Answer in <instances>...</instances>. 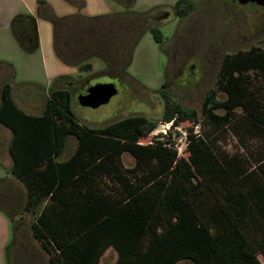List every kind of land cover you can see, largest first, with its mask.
<instances>
[{"label": "trees", "instance_id": "16d2710c", "mask_svg": "<svg viewBox=\"0 0 264 264\" xmlns=\"http://www.w3.org/2000/svg\"><path fill=\"white\" fill-rule=\"evenodd\" d=\"M38 3L43 8L37 15L51 24L56 56L67 66H78L79 52H90L80 49L79 35L87 32L93 37L94 28L108 34L113 26L120 31L125 25L131 44H122L117 55L102 61L124 70L146 28L156 43L164 39L157 27L141 21L154 10L142 15L58 17L45 2ZM193 7L187 0H177L173 13L183 18ZM65 26L75 33H64ZM10 28L22 50L37 48L34 17L18 15ZM73 54L77 55L71 58ZM251 74L264 78V48L224 57L218 91L211 88L205 93L201 116L215 130L226 129L239 110L241 134L262 144L252 159L228 154L212 136L196 134L190 127L182 155L171 141L151 138L144 143L159 123H199L195 110L167 97L158 119L135 115L92 129L72 112L68 87L72 79H54L40 115L19 108L10 83L3 82L0 125L10 132L11 161L6 177L0 179V213L11 231L10 244L4 248L7 263L19 243L21 223L16 218L32 215L29 242L47 257L46 264H99L108 249L116 253L114 264H264V89L253 87ZM218 92L223 99H218ZM68 137L75 138L76 147L61 160ZM124 155L133 160L131 167L124 166Z\"/></svg>", "mask_w": 264, "mask_h": 264}, {"label": "rangeland", "instance_id": "374dc122", "mask_svg": "<svg viewBox=\"0 0 264 264\" xmlns=\"http://www.w3.org/2000/svg\"><path fill=\"white\" fill-rule=\"evenodd\" d=\"M38 1L0 0V86L2 82L11 84L13 99L24 112L39 114L44 98L43 93L37 91L36 94V90L26 82L34 80L47 90L54 82L52 76H64L72 79L70 85L68 83L72 112L88 128H102L135 115L150 120L158 119L164 111L167 97L175 105L195 110L200 118L199 123L196 126L187 122L179 126L159 123L144 143L151 138L171 141L178 154L182 155L186 148V129L190 127L196 134L212 136L216 144L230 155L239 154L252 159L260 153L261 142L244 137L238 129L242 116L239 110L231 127L215 130L201 116V105L209 89L218 91L216 81L224 57L239 51L264 48V8L255 4L239 5L233 0H187L194 7L187 16L179 18L173 13L177 0H82L83 6L80 0H72L75 5L64 0H41L58 17L76 13L88 17L127 12L142 15L154 10L149 14V19L141 21L157 27L164 37L163 42L156 43L150 29L146 28L133 49L129 66L124 70L121 65L107 66L102 61L117 55L122 44H131L126 36L125 25L119 26L120 31H116L117 26H113L108 34L100 32L104 28H94L93 37H90V33L81 32L79 48L82 51L89 50L92 56L88 57L87 52L86 55L85 52H79L82 62L76 67L67 66L56 56L51 24L37 15L38 9L43 8ZM24 14L36 20L38 46L32 52L22 50L10 28L12 19ZM62 31L67 35L70 31L74 32L67 26ZM72 40L69 39L70 45ZM86 56L87 59H84ZM250 77L253 87L264 89V78L254 74ZM96 84H113L117 93L98 108L81 106L77 97ZM26 94H35V98L27 100ZM218 99H223L220 92ZM9 139V132L0 129V179L6 177L4 168L9 163L6 151ZM75 147V138L68 137L60 159H66ZM123 160L125 167L133 165L128 155H124ZM32 217L23 215L21 220L16 218L21 223L17 231L19 243L10 252V264H29L30 260L32 264H46L47 257L38 250L36 244L29 242ZM22 250L26 255L21 254ZM115 261L116 253L108 249L99 264H114ZM0 264H8L5 250Z\"/></svg>", "mask_w": 264, "mask_h": 264}, {"label": "water", "instance_id": "95a60500", "mask_svg": "<svg viewBox=\"0 0 264 264\" xmlns=\"http://www.w3.org/2000/svg\"><path fill=\"white\" fill-rule=\"evenodd\" d=\"M239 5L255 4L264 8V0H233ZM113 84H96L86 90V94H80L77 97L78 103L83 107L98 108L108 103L110 98L116 94Z\"/></svg>", "mask_w": 264, "mask_h": 264}, {"label": "crops", "instance_id": "0c3cea01", "mask_svg": "<svg viewBox=\"0 0 264 264\" xmlns=\"http://www.w3.org/2000/svg\"><path fill=\"white\" fill-rule=\"evenodd\" d=\"M56 77H58V75L52 76V78H56ZM2 84H3V82L1 83V86H2ZM26 84H28L29 87H31L34 90H36V94H38V92L43 93L42 94L43 97H45V94L49 90V89H47V90L44 89L39 83L35 82L34 80H30V81L26 82ZM1 86H0V89H1ZM10 86H11V84H10ZM12 89H13V87L11 86V91H12ZM12 97H13V95H12ZM34 98H35V94H32V95L26 94V99L27 100H29V99L33 100ZM43 104H44V98H43ZM43 104H42V108H41L39 114H31V113H28V114H31V115H40L41 112H42V110H43ZM0 129L1 130H6L1 125H0ZM6 131H8V130H6ZM9 134H10V132H9ZM9 141H10V139H9ZM6 151H7V147H6ZM10 164H11V161L9 159L8 165L4 168V171L5 172L7 170H9ZM7 177L8 178H11L10 175H8ZM10 237H11V231H10L9 221H8V219L3 214L0 213V258H1V255H2L3 251H4V248L6 247L7 243L10 241Z\"/></svg>", "mask_w": 264, "mask_h": 264}, {"label": "flooded vegetation", "instance_id": "af4514ba", "mask_svg": "<svg viewBox=\"0 0 264 264\" xmlns=\"http://www.w3.org/2000/svg\"><path fill=\"white\" fill-rule=\"evenodd\" d=\"M88 88H89V87H88ZM88 88H87V89H88ZM115 88H116V87H115ZM87 89L84 90L83 95L86 94V90H87Z\"/></svg>", "mask_w": 264, "mask_h": 264}, {"label": "built area", "instance_id": "2783aa9c", "mask_svg": "<svg viewBox=\"0 0 264 264\" xmlns=\"http://www.w3.org/2000/svg\"><path fill=\"white\" fill-rule=\"evenodd\" d=\"M169 124V123H168ZM166 125V124H165ZM167 127V126H166ZM163 133H165V131H163Z\"/></svg>", "mask_w": 264, "mask_h": 264}]
</instances>
